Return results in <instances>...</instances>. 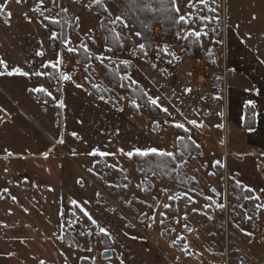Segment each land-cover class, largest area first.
Masks as SVG:
<instances>
[{
    "label": "rangeland",
    "instance_id": "obj_1",
    "mask_svg": "<svg viewBox=\"0 0 264 264\" xmlns=\"http://www.w3.org/2000/svg\"><path fill=\"white\" fill-rule=\"evenodd\" d=\"M3 1L10 13L0 11V51L12 69L46 73L35 77L55 101L35 102L27 95L31 84L21 81L24 75H2L0 84L19 101L28 98L32 117L60 137L48 143L33 122L18 113L15 121L0 110V151L24 154L0 162V264H222L226 249L241 264H264V159L230 162V175H214L217 163L179 144L172 128L179 113L169 105V114L156 104L162 112L153 111L143 99L133 104L114 81L138 86L151 100L143 68L164 57L162 40L141 49L135 29L111 0H102L111 18L121 16L127 24L115 25L120 52L103 44L92 0ZM46 17L62 24L67 19L64 39L41 22ZM84 55L88 62L82 64L77 59ZM58 56L59 67L53 68L49 62ZM133 60L140 69L135 81ZM103 67L117 76L110 79ZM88 79L109 98L93 95ZM137 148L170 154L176 168L164 172L163 162L155 170L149 162L137 163L126 155ZM93 150L111 155H92ZM104 250L110 258L101 257Z\"/></svg>",
    "mask_w": 264,
    "mask_h": 264
},
{
    "label": "crops",
    "instance_id": "obj_2",
    "mask_svg": "<svg viewBox=\"0 0 264 264\" xmlns=\"http://www.w3.org/2000/svg\"><path fill=\"white\" fill-rule=\"evenodd\" d=\"M0 5L1 13L9 12V3L0 0ZM174 6L179 8L178 18L184 15L186 22H177L174 36L162 39L164 57L155 58L143 68V75H148L152 90L149 97L157 99L156 105L163 111L169 105L181 115L179 123H172L182 124L189 132L200 149V159L217 163L219 169L214 175L226 177L230 175V162L264 159V0H205L204 3L176 0ZM213 7L218 15H224L221 30L216 29L220 22ZM194 32L200 35L196 36ZM101 39L106 46L103 33ZM10 45H13L12 39ZM3 47H6L5 43ZM0 60L6 62L7 71L12 70L10 60L2 51ZM131 64L134 68L130 78L135 81L140 69H135L134 60ZM4 71V66L0 65V72ZM21 81L31 84L26 88L27 95L35 102L42 99L52 104L55 101V94L49 87L44 89L39 85L31 69L26 80L21 78ZM39 88L44 91H34ZM28 103V98L19 101L14 91L6 90L0 84V110L11 113L15 121L18 113L21 119L33 122L46 135L48 143H55L60 134L56 138L50 136L32 117ZM248 106L253 110L254 119L246 126ZM1 119L5 120L4 117ZM133 123L135 129L140 125ZM14 156L24 154L0 151V162ZM68 200L72 202L70 197Z\"/></svg>",
    "mask_w": 264,
    "mask_h": 264
},
{
    "label": "trees",
    "instance_id": "obj_3",
    "mask_svg": "<svg viewBox=\"0 0 264 264\" xmlns=\"http://www.w3.org/2000/svg\"><path fill=\"white\" fill-rule=\"evenodd\" d=\"M113 1L118 8L121 10L125 18L129 21L131 26L135 29L136 33H141L138 36V40L144 45L145 48L151 49L156 44L159 43L162 39L172 38L175 34V27L178 19V14L175 9L172 0H111ZM94 10L101 17L100 27L101 32L104 35L106 46L109 50L120 52L123 49V43L116 36V33L112 31V27L109 24V12L104 11V5L95 4L93 5ZM42 22L49 27H55L60 30L61 38L64 39L67 34V19H64V22H53L49 19H42ZM79 51H82L84 54V50L82 47H79ZM77 57V56H76ZM87 55H84L81 60L77 59L80 63L88 62ZM106 71L107 76L111 79L117 74L110 73L108 71V67H103ZM114 79V78H113ZM116 80V81H115ZM114 81L122 86L128 92L129 98L132 101L136 99H143L144 105L150 108L151 110L158 109L162 112L157 106L152 104L150 100L148 101L143 94L138 93V86H134V88H128L127 84L124 80L114 79ZM88 88L91 93L95 96H103L105 98H109L107 91H98L96 88H93L91 85L93 81L88 79ZM111 92V91H110ZM146 100V101H145ZM133 110H136L134 107ZM254 113L251 107L246 108V118L245 124L246 126L251 125L253 123ZM173 129L177 132L179 136V144L182 145H190L194 147L197 152L199 151L198 146L192 141L190 138L189 132L183 127H178L177 125L172 126ZM133 159L137 163L149 162L150 165L154 166V170L158 163H164V172H167L172 169V171L176 168L175 160L168 154L165 153H149L147 156L133 155ZM233 181V180H230Z\"/></svg>",
    "mask_w": 264,
    "mask_h": 264
},
{
    "label": "snow or ice",
    "instance_id": "obj_4",
    "mask_svg": "<svg viewBox=\"0 0 264 264\" xmlns=\"http://www.w3.org/2000/svg\"><path fill=\"white\" fill-rule=\"evenodd\" d=\"M39 2L42 4L44 2V0H39ZM92 2L99 5V4L102 3V0H92ZM175 2H176V0H172V3L173 4H175ZM190 2H191V0H190ZM199 2L200 3H204L205 0H199ZM104 11L105 12H108L107 7H104ZM176 11L179 12V8H176ZM109 18H110L109 19V22L114 26L113 29H112L113 32L116 31L115 25H117L118 23L121 26H123V27H127V24L124 22V20H123V18L121 16H116L114 19H112L111 18V13H109ZM46 19H47V17H46ZM53 22H55V21H53ZM177 22H186V17L184 15H180ZM193 34L196 35V36H199L200 35V33H198V32H194ZM55 35L56 34L53 33V36H55ZM136 35L137 36H140L141 33L137 32ZM64 43L67 44V41H64ZM84 47L87 48L86 45ZM139 47L141 49H143L144 48V45L143 44H140ZM68 51H75V49L69 48ZM37 55H42V53H37ZM102 55L103 54H101V56ZM101 56H98L97 59H100V62L103 63V59H101ZM49 63L51 64V66L53 68H58L59 67V63H60V57L59 56L57 57V61L55 63H52V62H49ZM0 65H3L4 68H5V71L4 72H0V75H5V74H7L9 76L10 75H13V74L24 75V76L29 75V73L24 72L20 68H15V69H12L11 71H7L6 62H4L3 60H0ZM45 74L46 73H41V72L34 73V75H45ZM63 79L68 80V79H70V77L67 76V75H63ZM34 91H44V89L43 88H39V89H35ZM186 91H190V89L189 90H186ZM101 99H103V97H101ZM150 102L152 104H156L157 103V99H151ZM132 103L135 104V101H132ZM59 106L60 107H63V104L61 103ZM164 111H167V109H164ZM190 123L195 124L196 122L195 121H190ZM177 126L178 127H183L182 124L177 125ZM120 151L123 152V149H121ZM157 151L158 150L156 148H148V149H144V150H141V149L137 148V149H134L133 151H130V152L126 153V155H128L129 157H132L134 154L135 155H140V156H147L149 153H156ZM91 154L92 155L99 154L101 156L111 155L110 153H102V152L101 153H98L97 150H93V153H91ZM73 203H75V201H73ZM166 207H167V205H166ZM85 215H88V213L85 212ZM89 219H92L91 216H89ZM92 223L95 224L96 221L95 220H92ZM99 230H100L101 233H106V229L103 228V227H101Z\"/></svg>",
    "mask_w": 264,
    "mask_h": 264
},
{
    "label": "built area",
    "instance_id": "obj_5",
    "mask_svg": "<svg viewBox=\"0 0 264 264\" xmlns=\"http://www.w3.org/2000/svg\"><path fill=\"white\" fill-rule=\"evenodd\" d=\"M212 9L218 15L217 9L215 7H213ZM217 18L220 22V25L216 26V29L221 30V29H223L224 15L222 13H220L217 16ZM222 260H223L222 264H241V257L237 254L235 255V254L229 253L228 249H226L223 252Z\"/></svg>",
    "mask_w": 264,
    "mask_h": 264
},
{
    "label": "water",
    "instance_id": "obj_6",
    "mask_svg": "<svg viewBox=\"0 0 264 264\" xmlns=\"http://www.w3.org/2000/svg\"><path fill=\"white\" fill-rule=\"evenodd\" d=\"M140 219H142V218H140ZM111 255H112V253H111L110 250H104V251L102 252V254H101V257H102L103 259H108V258L111 257Z\"/></svg>",
    "mask_w": 264,
    "mask_h": 264
}]
</instances>
